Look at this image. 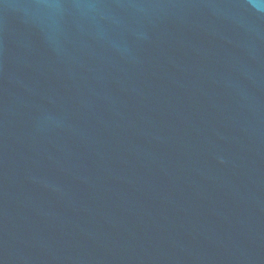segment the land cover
I'll return each instance as SVG.
<instances>
[{
    "label": "water",
    "instance_id": "95a60500",
    "mask_svg": "<svg viewBox=\"0 0 264 264\" xmlns=\"http://www.w3.org/2000/svg\"><path fill=\"white\" fill-rule=\"evenodd\" d=\"M0 264H264V0H0Z\"/></svg>",
    "mask_w": 264,
    "mask_h": 264
}]
</instances>
